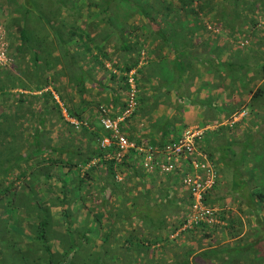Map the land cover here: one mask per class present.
Returning a JSON list of instances; mask_svg holds the SVG:
<instances>
[{
  "label": "trees",
  "instance_id": "16d2710c",
  "mask_svg": "<svg viewBox=\"0 0 264 264\" xmlns=\"http://www.w3.org/2000/svg\"><path fill=\"white\" fill-rule=\"evenodd\" d=\"M101 5L0 0L10 58L0 68V261L264 264V0ZM99 7L100 23L88 26L85 13ZM130 79L137 105L125 134L143 114L163 118L169 99L197 107L201 127H214L195 147L217 175L204 196L215 223L184 229L190 154L164 175L144 169L136 150L118 161L115 145L102 146L112 139L102 110L125 113ZM186 127L162 125L155 146L126 135L164 153Z\"/></svg>",
  "mask_w": 264,
  "mask_h": 264
},
{
  "label": "built area",
  "instance_id": "2783aa9c",
  "mask_svg": "<svg viewBox=\"0 0 264 264\" xmlns=\"http://www.w3.org/2000/svg\"><path fill=\"white\" fill-rule=\"evenodd\" d=\"M8 48L9 43L6 40L5 31L0 26V65L6 66L9 64ZM129 84L131 85V90L129 92L128 109L122 117L113 119L105 110H102L101 126L112 135V139H104L102 141V146L115 145L116 159L118 161H121L130 151L136 150L138 154L143 156L141 164L144 169L148 171L155 170L164 175H172L177 172L180 168V157L190 154L192 157L187 160L184 157L181 158L184 159L190 169L188 174L181 175V184L189 194L191 202L184 229H191L200 222L215 223V215L218 210L210 209L204 205V196L213 188L217 175L207 161V157L198 153L195 147L197 141L201 139L208 128L203 131H186L175 144L168 146L164 153L152 148H138L134 142L128 139L121 128L122 122L130 117L137 105L134 81L130 79ZM71 123L77 129L81 127L75 121H71ZM195 154L198 155L197 158L193 156Z\"/></svg>",
  "mask_w": 264,
  "mask_h": 264
},
{
  "label": "crops",
  "instance_id": "0c3cea01",
  "mask_svg": "<svg viewBox=\"0 0 264 264\" xmlns=\"http://www.w3.org/2000/svg\"><path fill=\"white\" fill-rule=\"evenodd\" d=\"M145 65H148V61H141L138 69H140V67ZM107 68H109L107 66ZM110 69V68H109ZM134 72H136L135 70L131 73V75L134 74ZM160 81H158L159 83ZM139 88L145 87V83H139ZM135 87V85H134ZM130 89H131V85H130ZM143 89V88H142ZM145 92V94H147L146 89H143ZM135 91H136V87H135ZM104 95L101 96V98ZM106 100V99H105ZM104 100V101H105ZM191 104L186 103V101L181 102V103H177V101L175 99H169V104L167 106L166 111L164 112V116L163 118H159L158 120H156V117H154L155 119L150 123L149 121L151 120V117L148 116L147 114H143L141 115V117H136L135 119H133V121L130 123L129 126H124V130L126 132L127 135H129V133H131V136H133V138L137 141V139H141L145 142L148 143V145H152L155 146L157 145V142L159 140H161V132H160V127L163 125H169V124H173V125H188V127L185 128L183 134L188 131V129H194L199 127L202 123H203V116L201 115V112L198 111L197 107H192ZM183 106L184 108L181 111H177L178 107ZM148 109V106H146V103L144 105L143 103V108ZM117 108V107H115ZM120 116V115H118ZM143 117V118H142ZM158 121L157 124H155ZM207 129V128H206ZM213 130L214 127H208V130ZM130 137V136H129ZM182 189V188H181ZM183 191V189H182Z\"/></svg>",
  "mask_w": 264,
  "mask_h": 264
},
{
  "label": "rangeland",
  "instance_id": "374dc122",
  "mask_svg": "<svg viewBox=\"0 0 264 264\" xmlns=\"http://www.w3.org/2000/svg\"><path fill=\"white\" fill-rule=\"evenodd\" d=\"M105 0H90V3H94V4H100V6H102L101 4H103V2H104ZM101 9H102V7L100 8H98V9H96L97 11H95V12H86L85 13V23H87V25L88 26H91V24L92 23H96V24H99L100 22H99V18H100V15H99V13H100V11H101ZM114 9H115V12L117 13V14H122V17H124L125 18V9L122 7V6H120V5H117V3L114 5ZM5 13V12H4ZM4 13H0V26L3 28V30L5 31V34H7V31L5 30L6 29V26H7V18L5 17V15H3ZM6 25V26H5ZM101 25V24H100ZM99 28H101V26H99ZM141 57H142V59H144L145 57H149L148 55L146 56V54L144 53V52H141ZM10 59V58H9ZM1 67H5V66H3V65H0V68ZM110 69H111V66L109 65L108 66ZM108 68V70H110ZM111 87H113L115 90L114 91H116V85L115 84H113ZM108 96L110 97V99H112V97H113V94L111 93V92H109L108 93ZM105 99H107L106 98V94H104V96L102 97V101H104ZM123 116V115H122ZM121 116V117H122ZM243 116V115H242ZM241 116V117H242ZM240 118H238L237 120H239ZM236 120V121H237ZM206 128H202L201 127V125L199 126V127H197V128H194V129H190V131L192 130V131H195V130H197V131H203V130H205ZM188 131H189V129H188ZM185 193H184V191L180 194V196L181 195H184ZM23 200L27 203V201H29V198L28 197H26V195L23 197ZM1 264H9V262L6 260V258H3L2 259V257H1Z\"/></svg>",
  "mask_w": 264,
  "mask_h": 264
},
{
  "label": "clouds",
  "instance_id": "9594fccd",
  "mask_svg": "<svg viewBox=\"0 0 264 264\" xmlns=\"http://www.w3.org/2000/svg\"><path fill=\"white\" fill-rule=\"evenodd\" d=\"M7 40V39H6ZM7 42L9 43V40H7ZM182 185V184H181ZM184 191H186L184 188H183ZM187 192V191H186Z\"/></svg>",
  "mask_w": 264,
  "mask_h": 264
}]
</instances>
